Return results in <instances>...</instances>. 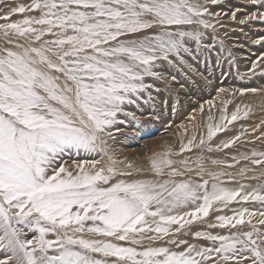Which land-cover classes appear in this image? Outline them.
I'll use <instances>...</instances> for the list:
<instances>
[{"label": "snow or ice", "instance_id": "obj_1", "mask_svg": "<svg viewBox=\"0 0 264 264\" xmlns=\"http://www.w3.org/2000/svg\"><path fill=\"white\" fill-rule=\"evenodd\" d=\"M249 3L264 9V0ZM0 13L4 21L0 38L5 45L0 47V248L10 253L9 260L14 264H108L94 257L100 253L115 257L113 264H264V211L257 221L261 227L252 225L250 231L197 232V237L211 242L210 247L193 244L181 252L167 247L137 251L112 242L138 245L137 235L149 231L167 235L169 229L162 224H179L183 219L167 213L189 202L203 200L194 213H185L197 219L201 213L208 216L217 201L227 204L240 197L264 204V195L257 190L241 195L213 184L209 192L207 181L184 182L170 190L166 184L145 181L104 187L115 175L113 167L96 168L99 161L85 162L92 170L77 164L73 174L57 163L68 149L96 151L97 141L106 143L103 136L111 135L107 129L118 122L122 105L126 100L133 103L130 94L147 87L137 69L156 75L151 68L157 53L164 59L170 52L179 54L183 38L192 34L169 31L171 26L211 27L200 19L212 15L206 7L191 0H31L15 6L0 0ZM17 14L26 15L13 20ZM231 18L236 19V12ZM249 20H264V11L252 12L240 23ZM154 27L162 31L142 40L120 39ZM236 119L234 113L231 120ZM219 130L210 129L209 138ZM253 156L264 158V152ZM251 162L264 165V159ZM153 166L160 167L155 161ZM153 204L155 211L150 210ZM256 215L245 208L217 219L221 227L237 228L252 224ZM148 217L156 224L154 229ZM25 227L38 235L23 239ZM50 234L55 239H48ZM85 234L111 239H89Z\"/></svg>", "mask_w": 264, "mask_h": 264}, {"label": "bare ground", "instance_id": "obj_2", "mask_svg": "<svg viewBox=\"0 0 264 264\" xmlns=\"http://www.w3.org/2000/svg\"><path fill=\"white\" fill-rule=\"evenodd\" d=\"M191 2L208 9V13L212 15L205 14L200 19H204L212 26L205 28L199 23L171 26L168 29L169 31H184L192 34L183 38L179 54L170 52L167 59H164L161 53H157L159 58L153 61L151 68V71L156 75L144 74L142 68L137 69L144 76L142 82L147 87L130 94L129 98L133 103H128L126 100L122 105V110L116 118L118 122L107 129V132H110L111 135L105 134L103 136L106 143L100 144L97 141L99 147L96 151L80 150L77 153L75 149H68L60 156L58 164L63 163L66 168L73 171V174H76L77 164H83L86 170H92L91 164L85 162L99 161L96 168L113 167L115 175L112 176L109 184L102 185L104 187H109L120 181L126 183L145 181L155 185L166 184L170 190L176 184L187 182L192 185H199L207 180V190L209 192L212 191V186L215 184L220 188L241 191V195L251 193L253 190H257L264 195V165H256L251 162L252 159H264L260 156H253V153L264 152V142L249 141L248 143L244 142L232 146L231 144H234L241 134L235 128L236 123L227 124L229 115L239 112L257 114V107L251 102H241L234 110L228 112L219 107L225 108L223 97L227 93L237 92L240 94L244 87L243 80H245L243 71L248 67L247 62L236 48V43L230 38L231 32L228 33L227 27L235 28L247 40V44L252 50L259 51L260 55L263 52L264 59V20H249L245 24L240 23L252 12L264 11V9L253 6L249 3V0H220L218 4H212L210 0H191ZM8 3L13 6L17 4L27 5L31 3V0H8ZM227 10L229 11L227 12ZM233 12H236V19L233 22L223 20L232 16ZM24 15L26 14H17L12 19H23ZM27 15H38V13H28ZM3 22L0 20V23ZM161 31V28L154 27L120 39L142 40L145 36L151 37ZM52 38L50 36L45 37V39ZM256 41H259V43H256ZM4 46L3 40L0 38V47ZM8 47H14V45H8ZM185 49L187 50L185 51ZM263 61L258 64L259 68L264 67ZM190 68H193L196 73H191ZM221 89H224V91H220ZM256 92L261 100L264 99L262 90ZM214 96H216L215 100ZM210 97L213 99H208ZM209 101H211V104ZM189 105H197L200 110L199 114L196 110L197 115H192L194 118L200 119L198 120L200 124L182 122L181 116L184 117L182 112H185ZM263 106L259 108L262 109ZM212 108H215L217 112L213 113ZM238 109L239 111H237ZM191 110L189 111L191 112ZM189 111L187 112L189 113ZM247 121V124L243 122L245 127L243 131L250 132L256 123L252 125L251 121ZM217 128L221 130L216 131V133L223 132V134L219 135L213 144L221 149L220 153H212L206 150L205 153L190 151L185 155L197 161L194 160L193 164H190L192 161L188 163L185 156L181 155L183 154L181 153L182 149L191 146L192 143L189 144V142H193L197 139V136V140H201L202 137H209L210 129L215 130ZM194 132L201 134L195 135ZM165 133L169 135H165ZM147 135L149 137L145 138ZM226 143L229 144L228 147H224ZM100 149H103V151ZM244 157H249V159H244ZM153 161L160 165L159 169L153 166ZM168 161H171V163L168 164ZM203 192L204 189L201 188L199 194L203 195ZM164 195L167 197L166 192ZM202 204V199L197 200L195 203L189 202L174 207L170 213H167L178 218L183 217L179 224H162V226L169 229L167 235L157 234L154 231L137 235L135 238L141 240L138 245L132 244L130 241L112 240V242L123 247H134L137 251L149 247H167L171 251L181 252L193 244L198 247L211 246L210 241L203 237H197L195 235L197 232L228 235L238 231H250L252 225L261 227L257 221L259 212L264 211V204L259 201L251 199L243 201L240 197H237L236 200L227 204L219 201L214 202L206 217L202 213L199 219L185 215V213H194L196 208ZM156 207L157 205L153 204L150 210L155 211ZM245 208L250 212L257 213L255 217L251 218L252 224L245 223L237 228L220 226L221 222L217 217H232ZM147 219L151 228L154 229L156 224L152 223V218L148 217ZM156 219L159 221L158 217ZM248 219L249 216L246 213L245 220ZM87 223L91 225L92 222ZM211 225H215V227ZM23 231L25 234L22 238L25 240L29 239L28 234L32 232L34 233L33 238L38 235V232L34 229L25 227ZM157 236L156 239L148 238ZM33 238L30 237V239ZM47 238L55 239V236L50 234ZM85 238L111 239L93 234H85ZM173 241L176 243H173ZM184 241L187 243H182ZM50 254L52 253L50 252ZM9 256V252L0 248V262H4L5 259L4 264H14V261L8 259ZM94 257L106 260L108 264H113L116 259L115 257H104L100 253L94 254Z\"/></svg>", "mask_w": 264, "mask_h": 264}, {"label": "rangeland", "instance_id": "obj_3", "mask_svg": "<svg viewBox=\"0 0 264 264\" xmlns=\"http://www.w3.org/2000/svg\"><path fill=\"white\" fill-rule=\"evenodd\" d=\"M229 10H227V12H228ZM232 16H229V17H227V18H225V19H223L224 21H234L232 18H231ZM225 27H227V26H225ZM227 29H228V33L229 32H231V35H230V38L231 39H233L234 40V42L236 43V48L238 49V51L241 53V56H242V58L247 62V64H248V67L247 68H245V70L243 71V74L245 75L244 76V79L245 80H243V82H244V87H243V89L241 90V92H240V94L239 93H237V92H231V93H227L224 97H223V101H224V103H225V108H223L222 106H219L220 107V109H224V110H227V112L228 111H230V110H234L236 107H237V105H239V103H241V102H251V103H254V105L257 107V109H256V111L258 112L257 114L256 113H250V112H247V115H245V112H239V113H237V121L235 120V122L234 121H232L231 120V116L233 115H229L230 117H229V119H228V122H227V124H237L236 125V129H237V131L241 134V135H239V138L237 139V140H235V142H234V144L232 143L231 145L232 146H234V145H237V144H242V143H244V142H246V143H248L249 141H251V142H253V141H255V142H259V141H261V142H264V108H262V109H260L259 107H261V106H263L264 105V99H260V97H259V95H256L257 94V92L255 91V92H251V91H248V90H250V89H256V90H262V92H264V76H262L261 77V75H263L264 74V67H262V68H259L258 67V64L262 61V60H264L263 59V52L262 51H260V52H262V54L260 55V53H258L259 51H257V50H255L256 51V53H255V51L254 50H252L249 46H248V44H247V40L243 37V36H241L236 30H235V28H230V27H227ZM238 37V38H237ZM245 39V40H244ZM242 40V41H241ZM240 41V42H239ZM244 43V44H243ZM250 51H252V52H250ZM254 51V52H253ZM245 52H247V53H245ZM255 53V54H254ZM249 56H250V59H249ZM257 56V57H256ZM248 58V59H247ZM259 58V59H258ZM247 60H249V61H247ZM264 62V61H263ZM251 64V65H250ZM255 65V68L253 67ZM190 71H191V73H196V71L193 69V68H190ZM247 74V75H246ZM251 75V76H250ZM248 76V77H247ZM249 76H250V78L251 79H253V80H251L250 78H249ZM220 80V79H219ZM247 82V83H246ZM254 82V83H253ZM220 84V83H219ZM263 84V85H262ZM255 87V88H254ZM246 89V90H245ZM246 91V93H245V91ZM244 91V92H243ZM251 93V94H250ZM253 95H254V97H253ZM228 96V97H227ZM257 97V99H255ZM239 98H241L240 100H239ZM208 99H213L212 97H210V98H208ZM216 99V96H214V100ZM229 99H230V101H229ZM238 99V100H237ZM237 100V101H236ZM261 100V101H260ZM229 102V103H228ZM261 103V104H260ZM190 106V107H189ZM187 108V110L185 111V112H187V111H189V110H191V112L189 111V113L187 112V113H185V112H182V115L184 116V117H182L181 116V120H183L182 122H186V123H191V124H200V122L198 121V120H200V119H196V118H194L192 115H197V114H199V109H198V107H197V105H189ZM193 106V107H192ZM192 107V108H191ZM264 107V106H263ZM196 108V109H195ZM216 108V107H215ZM215 108H212L211 109V111H213V113H216L217 112V110H220V109H215ZM215 109V110H214ZM196 110H198V112H197V114L195 113V111ZM216 111V112H215ZM190 115V116H189ZM242 117V118H241ZM193 118V119H192ZM192 119V120H191ZM239 119V120H238ZM187 120V121H186ZM190 120V122H188ZM247 120H249V122L253 125V124H255L254 125V127H253V129H251V133L249 132V131H247V132H245V131H243L244 129H245V127H244V123L243 122H245L246 124H247ZM252 121H253V123H252ZM260 121H262V122H260ZM193 122V123H192ZM199 122V123H198ZM259 123V124H258ZM256 128V129H255ZM242 131V132H241ZM226 132V131H225ZM253 132V133H252ZM220 133V134H219ZM193 134H195V135H199V134H201V133H199V132H194ZM223 134V132H217V133H215V135H213L211 138H209V137H202V139L201 140H203L204 141V143L203 144H201V140H197L198 139V136L196 137L197 139H195V140H193V142H192V144H191V146H189L188 148L186 147L185 149H184V151L182 150V152L181 153H183V154H181L182 156H185V158L187 159V161H188V163L190 162V161H192L190 164H193L195 161H197L196 159H192V158H190V157H188V156H186L185 154H187V153H189L190 151L192 152V151H196V153H197V151L199 152V153H205V150L206 151H209V152H212V153H214V152H217V153H220L219 151L221 150L219 147H217L216 145H214L213 144V142H214V140L217 138V137H219V135H222ZM165 135H169L168 133H165ZM245 135V136H244ZM262 135V136H261ZM156 136V135H155ZM242 136V137H241ZM146 137H149V135H147V136H145V138ZM250 138H252L251 140H250ZM258 139V140H257ZM239 141V142H238ZM199 142V143H198ZM196 144V145H195ZM200 145V146H199ZM197 146V147H196ZM202 146V147H201ZM194 147H195V149H194ZM198 147H200V148H198ZM214 147V148H213ZM190 149V150H189ZM187 151V152H186ZM192 159V160H191ZM195 160V161H194ZM205 181H207V180H205ZM33 236H34V233L32 232V233H30V234H28V238L30 239V237L31 238H33ZM4 261V263H5V259L3 260Z\"/></svg>", "mask_w": 264, "mask_h": 264}]
</instances>
